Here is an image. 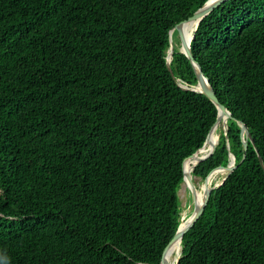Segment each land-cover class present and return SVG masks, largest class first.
Masks as SVG:
<instances>
[{"label":"trees","instance_id":"16d2710c","mask_svg":"<svg viewBox=\"0 0 264 264\" xmlns=\"http://www.w3.org/2000/svg\"><path fill=\"white\" fill-rule=\"evenodd\" d=\"M204 1L0 0V264H160L182 163L217 119L176 31L167 65ZM190 47L232 116L192 176L239 164L238 122L257 152L211 191L178 264H264V0L224 2Z\"/></svg>","mask_w":264,"mask_h":264},{"label":"water","instance_id":"95a60500","mask_svg":"<svg viewBox=\"0 0 264 264\" xmlns=\"http://www.w3.org/2000/svg\"><path fill=\"white\" fill-rule=\"evenodd\" d=\"M226 1H228V0H214V2H213V0H206V1H204L193 12V14L187 20L178 23L174 27V29L170 31V47H169L168 55H167V65H168V68L170 70L169 63H170V59H171V55H172V51H173V45H174L173 44L174 41H173V35H172V33H173V31H176L177 34H178L179 42H180V50L189 59L190 64H191V66H192V68L194 70L195 76H196V84H195V86H193L192 88H190V90L195 91V92H200V93L204 94L214 104V106L217 109V119H216L215 123L213 124V126L215 124L221 125L222 130H223V133H224V136H225V140H226L227 147H229V145H228V136H227V121H228V119H232V116H231L230 112L222 104H220L219 100L216 97V94L214 92V89H213L212 85L209 82L208 77H206L203 74L200 65L195 61V59H194V57L192 55V51H191V47H190V42H191V40L194 37V33L196 31L197 26H196L195 31L192 34V37L190 38V40H187L185 38L184 31H183V25L185 23H187V22H197V25H198L199 22L203 18H205L208 14H210L212 11H214L216 8H218L221 4H223ZM181 86L183 88H186V86H184V85H181ZM220 116L222 117V119H220ZM238 124H239V127H240V139H241L242 144H243V157H242L241 161L239 162V164H241V163H243V161L245 159L246 150H247V146H248L247 145V141L249 140L253 144V146H254V141H253V139H252V137H251V135L249 133L248 128L245 126V124H243L241 122H238ZM211 128L209 129V132L207 134L206 141L204 142V144L201 147H203L205 145V143L207 142V139L209 137ZM216 146H217V144H214L212 146V148L210 149L209 153L206 156L202 157L198 161V163H200V162L206 160L207 158H209L210 156H212L213 153H214V151H215V149H216ZM200 148H198L190 156L196 154L197 151ZM254 148H255V150L257 152V149H256L255 146H254ZM231 156L234 158V164H233V166H229V161L231 159ZM258 162H259V165L264 169L262 159H261V157L259 155H258ZM183 163H184V161H183ZM183 163H182V168H183ZM239 164H236L235 155L229 153L228 154V162L225 165H219V166H216V167L211 168L209 170V172L206 174V176L204 177L203 180H205L208 177V175L210 173H212L213 171H215V170H225L226 171L225 174H224V176H223V178L221 179V181L218 184L211 185L209 187L207 193L205 194L204 201H203L201 207L197 211L192 210V212L190 213V215L187 218H185V217H182L181 218V220H184V221L183 222L181 221V223L178 226L177 231L174 233V235L168 241L165 249L169 246V244L171 243V241L174 238L180 236L181 252H180V256L176 259V263L175 264H178V261H179L180 257L182 256V237L199 220V218L201 217V215H202V213L204 211V208H205V206H206V204H207V202L209 200V196L211 194V191L214 188H217V187L221 186L224 183V181L226 180V178L229 176V174ZM183 183H185V174H184V171H183ZM186 186H187V188H188V190H189V192H190V194L192 196V203L194 204V193L197 191V187L194 184L193 176H189L188 177V183L186 184ZM165 249H164V251H165ZM164 251H163V254H162V259H161L160 264L163 263Z\"/></svg>","mask_w":264,"mask_h":264},{"label":"bare ground","instance_id":"6f19581e","mask_svg":"<svg viewBox=\"0 0 264 264\" xmlns=\"http://www.w3.org/2000/svg\"><path fill=\"white\" fill-rule=\"evenodd\" d=\"M196 26H197V22H187L183 25L184 36L187 40H190V38L192 37V34L194 33ZM220 119H222L221 116ZM218 127L219 124H215L211 128L209 137L207 139L209 140V142L208 144L206 143L208 145L207 149L205 148L202 151V153L198 156L197 154L203 149L204 146L201 147V149L198 150L196 154L192 155L191 157H189L187 160L184 161L183 171L185 174V184L188 183V177L191 176L198 161L209 153L210 149L214 144L218 143L219 141ZM233 164H234V158L231 156V159L229 161V166H233ZM225 172H226L225 170H215L212 173H210L205 180H203V184L201 185L200 189H197V191L194 193L193 210L197 211L201 207L204 201L205 194L207 193L209 187L211 185H214L213 183L217 175L225 174ZM183 221L184 220H182V222ZM180 252H181V242H180V236H178L174 238L169 244V246L165 249L162 264H175L176 259L180 256Z\"/></svg>","mask_w":264,"mask_h":264},{"label":"rangeland","instance_id":"374dc122","mask_svg":"<svg viewBox=\"0 0 264 264\" xmlns=\"http://www.w3.org/2000/svg\"><path fill=\"white\" fill-rule=\"evenodd\" d=\"M219 134V132H218ZM209 140L206 142L208 144ZM205 143V144H206ZM204 145L203 149L197 154L198 156L202 153V151L207 147L208 145ZM192 176V174H191ZM224 174H218L216 179L214 180V185L218 184L221 179L223 178ZM193 181L195 186L197 187V189H200L201 185L203 184V180L198 178V177H193ZM178 197L179 200L181 202V206H182V217L187 218L188 215H190V213L193 210L194 204L192 203V196L186 186L185 183H181L179 189H178Z\"/></svg>","mask_w":264,"mask_h":264},{"label":"snow or ice","instance_id":"6c2138e0","mask_svg":"<svg viewBox=\"0 0 264 264\" xmlns=\"http://www.w3.org/2000/svg\"><path fill=\"white\" fill-rule=\"evenodd\" d=\"M213 2H214V0H213Z\"/></svg>","mask_w":264,"mask_h":264}]
</instances>
